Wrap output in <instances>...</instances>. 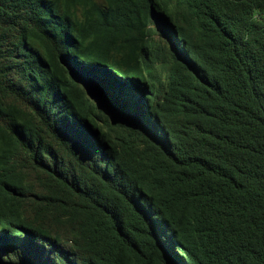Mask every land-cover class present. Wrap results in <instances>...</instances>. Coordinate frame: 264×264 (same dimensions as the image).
Segmentation results:
<instances>
[{
  "label": "trees",
  "instance_id": "16d2710c",
  "mask_svg": "<svg viewBox=\"0 0 264 264\" xmlns=\"http://www.w3.org/2000/svg\"><path fill=\"white\" fill-rule=\"evenodd\" d=\"M0 264H264V0H0Z\"/></svg>",
  "mask_w": 264,
  "mask_h": 264
}]
</instances>
